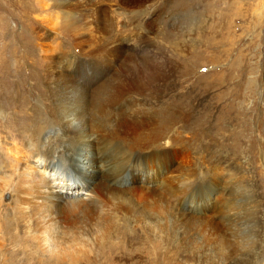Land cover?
<instances>
[{
  "label": "rangeland",
  "instance_id": "obj_1",
  "mask_svg": "<svg viewBox=\"0 0 264 264\" xmlns=\"http://www.w3.org/2000/svg\"><path fill=\"white\" fill-rule=\"evenodd\" d=\"M254 14L261 16L255 27L259 38L245 30ZM161 62L173 72L158 93L154 85L121 83L114 88L124 92V101L100 121L108 127L115 119H131L142 138L111 140L96 127L87 128L97 137L89 143L91 158L106 164L111 157L128 174L116 188L123 199H108L112 230H99L95 245L88 232L86 244H75L69 232L54 240L55 225L46 228L50 241L39 240L37 230L45 229L33 219V185L15 170L24 148L10 137L20 129L11 121L0 124V227L10 224L7 234L0 230V264L25 254L30 264H50L56 255L100 249L97 264H150L156 255L155 264H208L204 244L217 233L209 222L216 219L221 227L222 221L209 216L207 207L215 201L221 211L231 181L251 194L264 239V0H0V121L22 109L20 96L24 108L51 112L53 81L83 77L81 88L92 93L112 76L124 79L136 72L135 64L154 78ZM151 133L156 135L148 137ZM99 137L117 143L118 150L104 156ZM152 149L162 170L151 176L126 171ZM170 174L177 177V206L185 218L163 212L157 195L141 196L153 182L148 177L159 183ZM189 195L192 202L184 198ZM15 197L22 201L17 204Z\"/></svg>",
  "mask_w": 264,
  "mask_h": 264
},
{
  "label": "bare ground",
  "instance_id": "obj_2",
  "mask_svg": "<svg viewBox=\"0 0 264 264\" xmlns=\"http://www.w3.org/2000/svg\"><path fill=\"white\" fill-rule=\"evenodd\" d=\"M260 20L261 16L254 14L250 22L251 25L248 24L247 29H245L250 32L247 34H252V38H259V35L257 33L255 34V27L256 24H259ZM249 42H244V46L248 47ZM135 66L137 68L136 72L128 74L124 79H118L116 78L117 76H112L110 80L104 83V85H100L92 93H88L86 89L81 88L83 77H78L74 80L69 77L53 81L51 83L52 90L48 94L53 102V104L51 103L53 105L51 112L48 111L46 113L42 107L24 108V102L26 100L20 96L18 97V101L22 104V109L18 113L13 111L14 115L12 116L5 115L4 118L1 117V125L11 121L16 123L15 125L20 129V133H11L12 136L10 137L14 142H18L24 148L18 151V155L19 153L22 155V159L19 157L23 162H17L15 170L21 173L20 175L33 185L35 191L33 195L35 197V205L32 212L33 219L39 228L45 229L43 233L41 230H37L41 236L40 241H50L46 238L49 235L46 228L48 227L51 230L50 225L57 227V232L55 231L56 233L51 235L52 239L56 240L64 237V235L70 234L73 238L69 239H74L73 241H76L75 244L85 242L89 239L85 237L84 232H88L85 233L87 235L93 234L91 240H93V245H95L99 230H103L106 233L112 230V220L110 218L112 206L108 199H123L122 194L116 188L119 183L128 179V174L124 175V168L122 169V166L118 167L114 162L109 161V157L107 158L106 164H99L94 158H91L92 145L90 146L89 143L93 144V141H95L94 138L97 139V137L92 136L87 131V128L96 127L102 135L111 136V140H113V137L123 141L142 138L136 134L131 123L133 120H126L125 117L115 119L118 122L108 127L100 125V121L107 120L104 118L109 111L117 110L116 106L123 99L122 95L124 92L121 94L114 87L121 83H142V85H154L155 92L158 93L162 86L167 84V80L170 79L171 73L173 72V67L169 63L161 62L159 66L157 65L158 67H154L157 69L158 74L156 73L157 75L154 78H148L151 73L148 75L146 70L142 69L143 67L141 68L137 64ZM154 68L153 70H155ZM78 73L79 71H75V74ZM159 83H162V85L157 86ZM77 87L81 89L75 90ZM17 106H19V103ZM15 107L16 105H14V110ZM43 115L44 117H42ZM89 115L91 118L88 119ZM90 120L91 124H88L87 121ZM115 120L113 119V121ZM56 122L58 123L56 124ZM155 135V133H151L148 134V137H154ZM99 142L101 143L100 150L101 152L103 151L104 156L106 154H113L114 150H118L117 143L114 144L116 146H112L113 142H108L107 139L101 137H99ZM104 156L101 154L98 155V158L101 159ZM157 158H159L158 154L152 149L143 158L146 162L145 166L140 164L142 159L137 157L128 164L129 166H126V171L130 173L136 171L151 176L155 171L163 169L158 165ZM127 167L129 168L127 169ZM46 172L50 177L46 175ZM166 176L159 183H155L153 178L146 177L153 182L150 186L146 187L145 191L143 190L141 192V196L148 198L157 195V202L164 203L163 205L160 204V206L164 207L163 212L169 211V214L174 216V218H185L187 217V213L184 211V208L180 210L178 207L179 202L176 194L180 192V188L177 184V177L171 174ZM231 182L232 184L225 194L226 199L223 201L224 204L221 211L218 210L215 201H211L207 207L210 210L209 216L216 217L222 221L221 227L218 226L216 219L210 220L209 222L210 226H213L217 233L204 244L207 246V251H209L210 261L208 264H264V239L259 236L260 231L258 226L259 209L253 204L251 194L245 189L246 187L243 188L242 185L241 187H235L237 182ZM111 184L116 185L111 187ZM4 189L2 192H4ZM169 197L172 198L169 209H167L165 205ZM184 198H188L191 202L193 201V196L191 195L185 196ZM13 201H17V204H19L22 200H18V197H15ZM113 203L115 202L113 201L112 205ZM17 209L19 211L22 210L21 207ZM188 209L195 213L197 207L190 203ZM17 213L20 215V212ZM23 215L20 216L23 217ZM90 221H92V224L88 226L91 223ZM174 221L171 226L172 229H174L177 223L176 220ZM9 226L10 224L8 223L6 227H0V230H3L7 234L10 230ZM57 233L60 234L58 235ZM40 245L42 246L43 244L40 243ZM89 245L91 244L89 243ZM204 245L201 242L199 244L200 247ZM200 247L194 246V249L198 250ZM100 250L99 252L94 250L95 252L93 251L91 255H84L83 252H81L82 254L69 253L61 255L59 259H57L56 255V258L50 264H64L66 258H68L70 264L71 262L75 264L76 262L97 264L100 259ZM25 255V258L21 260L15 261L13 258H9L4 263L30 264L28 260L31 259V256L29 255L30 257H28ZM156 256L151 257L150 264H155ZM82 259L85 261L82 262Z\"/></svg>",
  "mask_w": 264,
  "mask_h": 264
}]
</instances>
